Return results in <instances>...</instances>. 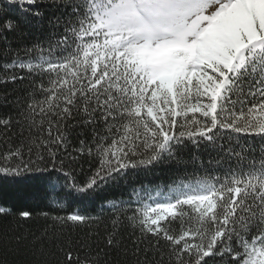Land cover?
<instances>
[{
  "label": "snow or ice",
  "instance_id": "1",
  "mask_svg": "<svg viewBox=\"0 0 264 264\" xmlns=\"http://www.w3.org/2000/svg\"><path fill=\"white\" fill-rule=\"evenodd\" d=\"M0 145V264H264V0H0Z\"/></svg>",
  "mask_w": 264,
  "mask_h": 264
},
{
  "label": "trees",
  "instance_id": "2",
  "mask_svg": "<svg viewBox=\"0 0 264 264\" xmlns=\"http://www.w3.org/2000/svg\"><path fill=\"white\" fill-rule=\"evenodd\" d=\"M6 151L3 145H0V153ZM14 163V161H13ZM0 166H5L4 161L0 160ZM169 168L166 165H158L151 171L137 172L134 177L129 178V187L123 190V195L128 198V193L130 192V187L135 184L139 186L140 183H145L149 185L162 184L167 181ZM119 194V192L117 193ZM0 205H6L12 207L15 211L22 210H47L48 202L42 201L38 202L34 197H32L24 185H15L11 183V178L5 180V178L0 175ZM80 206L78 203L73 205V207ZM94 208L90 207L89 211ZM41 223H43L41 221ZM187 226V225H185ZM179 228V225H177Z\"/></svg>",
  "mask_w": 264,
  "mask_h": 264
}]
</instances>
